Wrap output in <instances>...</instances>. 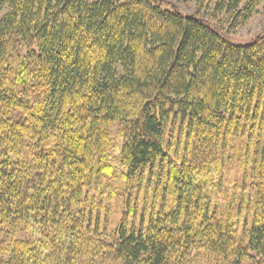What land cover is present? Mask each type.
<instances>
[{
	"label": "trees",
	"instance_id": "16d2710c",
	"mask_svg": "<svg viewBox=\"0 0 264 264\" xmlns=\"http://www.w3.org/2000/svg\"><path fill=\"white\" fill-rule=\"evenodd\" d=\"M192 1L0 0V264H264V31Z\"/></svg>",
	"mask_w": 264,
	"mask_h": 264
},
{
	"label": "rangeland",
	"instance_id": "374dc122",
	"mask_svg": "<svg viewBox=\"0 0 264 264\" xmlns=\"http://www.w3.org/2000/svg\"><path fill=\"white\" fill-rule=\"evenodd\" d=\"M202 3V7L200 10L198 9L199 14L205 19L210 21L211 23L217 25L226 31H229L225 37L232 43L235 44H246L249 43L253 38L257 35L261 34L264 31V9L262 5H259L256 10L252 13L249 19L247 20H229L228 16L225 13H213L214 9V0L209 2V0H199L196 3L195 0L187 3H177L180 8L187 13L195 12L197 9L196 5ZM224 35V34H223ZM116 127L112 129V136L118 144L121 143V140L116 135ZM231 168L226 166L225 175H228ZM235 169H233L234 171ZM112 206L109 205L107 212V228L108 230L114 226V224L119 220L123 203L120 201L112 202Z\"/></svg>",
	"mask_w": 264,
	"mask_h": 264
}]
</instances>
